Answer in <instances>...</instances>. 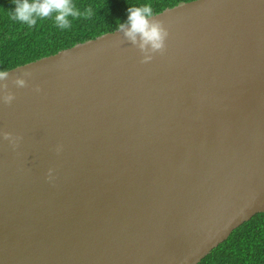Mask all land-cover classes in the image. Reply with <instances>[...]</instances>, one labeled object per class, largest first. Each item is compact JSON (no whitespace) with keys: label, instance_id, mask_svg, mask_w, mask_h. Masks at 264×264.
Masks as SVG:
<instances>
[{"label":"water","instance_id":"obj_1","mask_svg":"<svg viewBox=\"0 0 264 264\" xmlns=\"http://www.w3.org/2000/svg\"><path fill=\"white\" fill-rule=\"evenodd\" d=\"M154 16L149 62L117 28L5 70L0 264H196L264 209V0Z\"/></svg>","mask_w":264,"mask_h":264},{"label":"trees","instance_id":"obj_2","mask_svg":"<svg viewBox=\"0 0 264 264\" xmlns=\"http://www.w3.org/2000/svg\"><path fill=\"white\" fill-rule=\"evenodd\" d=\"M189 0H73L81 12L91 7L90 18H72L60 29L52 17L33 26L11 18L14 0H0V71H5L118 28L127 20L128 7L151 4L153 14ZM196 264H264V209L230 232Z\"/></svg>","mask_w":264,"mask_h":264},{"label":"clouds","instance_id":"obj_3","mask_svg":"<svg viewBox=\"0 0 264 264\" xmlns=\"http://www.w3.org/2000/svg\"><path fill=\"white\" fill-rule=\"evenodd\" d=\"M15 8L11 14V18L33 26L37 23V18L44 19L54 15V21L60 29L71 27L72 18H90L93 15V9L88 7L81 12L73 4V0H14ZM128 16L125 22L118 23V31L123 33L124 38L132 45L136 46L142 53L141 63L149 62L153 59V54L163 53L166 48V39L169 30L165 27L163 21L157 19L153 14L151 4L141 6H131L127 9ZM30 71H26L23 75L16 76L12 79V84L17 87L27 86V77L31 76ZM9 72L0 71V99L4 104H11L15 99V94L8 89ZM40 91L39 85L35 89ZM3 138L8 140L13 147L17 146L19 136H15L10 132L4 131ZM60 147H57V152ZM49 169V174L51 173ZM49 178L51 176L49 175Z\"/></svg>","mask_w":264,"mask_h":264}]
</instances>
